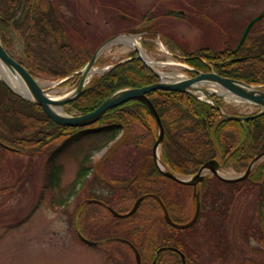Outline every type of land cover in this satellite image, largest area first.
Here are the masks:
<instances>
[{
    "label": "rangeland",
    "instance_id": "obj_1",
    "mask_svg": "<svg viewBox=\"0 0 264 264\" xmlns=\"http://www.w3.org/2000/svg\"><path fill=\"white\" fill-rule=\"evenodd\" d=\"M53 1L69 18L67 23L73 42L83 41L77 33L78 30H83L93 36V39H88V43L85 40L86 45L92 49L98 45V38L133 27L145 11L152 9L160 12L155 13L157 20H154L158 24L152 29L156 32L155 35H161V40L169 51L171 49L166 45L167 40L179 51L206 46L219 48L226 44L233 46L249 18L264 9V0ZM6 2L0 0V10L9 13ZM194 4L196 8L192 6ZM168 9H180L184 17L163 13ZM149 35L156 40L153 46L146 44L145 48L137 40L143 58L164 62L157 66L163 75H170L171 78L183 76L185 69L180 63L186 62L163 51L159 39L154 38V34ZM117 39L102 49L94 68H103L123 60L134 51V46ZM13 40L11 54L22 55L21 38L14 35ZM103 61L104 64H101ZM170 61L179 64H172ZM99 73H94L92 77ZM36 77L53 97L71 92L79 80V75H76L61 84L58 79ZM208 87L218 91L213 84ZM2 95L0 93V98ZM222 101L228 112L246 115L259 110L253 103L233 101L229 97H222ZM63 108L65 112L72 110L70 106ZM129 130L126 145L120 147L107 164L98 169V173L106 177L108 184L116 176H111L112 173L123 179L117 184L127 182L126 177L131 180L138 176L136 185L128 189L125 187L110 191L105 181L96 178L95 171L83 183L72 186L82 158L87 157L88 165L95 169L96 162L114 143L113 137L107 134L85 136L70 143V146L58 154L53 165V175H49L48 171V154L36 153L27 157L25 154L11 153L4 158L0 156V264H136L134 254L127 245L117 240L103 241L117 238L128 240L137 246L141 264H152V257L159 247L173 244V234L194 251L189 259L195 261V264H264V240L258 239L264 233V184L260 181L247 183L239 192L225 185L214 190L217 195L222 194L218 209H223L225 213V217H222L224 219L216 225L212 223L218 219L211 217L209 197L207 203L203 204L206 211L199 222L190 229L180 231H173L165 224L157 203L149 199L130 217H114L98 205H84L81 218L78 217L79 208H82L87 198L92 197L91 193L109 196L110 192H114L115 199L118 197L121 200L111 201L118 212L131 207L143 192L137 184L150 190L158 188L159 184L162 189L159 193L165 194L167 191L168 199L172 201L174 193L178 205L173 207L172 202L169 213L176 223H185L193 214L195 198L192 188L173 184V181L160 174H154L152 147L155 140L139 125L134 124ZM122 133L121 128L115 135L116 140ZM136 136L140 137L139 146L134 144ZM59 143L57 141L55 144ZM51 149L52 147L47 150ZM260 162L264 165V157ZM220 173L224 176H236L242 171L235 169L234 164L229 162ZM25 217L27 220H23ZM77 218L79 222L75 220ZM81 237L91 241L100 240L101 243L89 245L81 241ZM158 264L182 263L179 256L166 251L159 255Z\"/></svg>",
    "mask_w": 264,
    "mask_h": 264
},
{
    "label": "trees",
    "instance_id": "obj_2",
    "mask_svg": "<svg viewBox=\"0 0 264 264\" xmlns=\"http://www.w3.org/2000/svg\"><path fill=\"white\" fill-rule=\"evenodd\" d=\"M6 1L10 12L0 10V40L3 46L11 53L13 37L18 35L22 40V55L14 56L34 77L52 79L68 77L64 83L73 78L72 75L80 70L92 55L93 49L86 43L89 38L93 39V36L78 30V36L83 41L74 43L67 23L69 18L53 0ZM165 13L174 14V11ZM72 15L75 17L74 13ZM178 16L183 17L182 14ZM156 24L158 22L140 29L129 28L126 31L136 33L145 30L148 34L155 35L156 32L152 28ZM97 40L98 44L102 39ZM168 43L171 49H177L174 44L172 46L169 41ZM236 43L233 46L226 44L219 48L206 46L191 51L182 49V54L187 56L190 64L201 69L207 70L213 66L223 77L264 85V14L254 24L245 42L233 52ZM133 55L135 54L132 53L131 58L126 61L116 62L103 74L94 76L82 94L71 101L69 106L79 113H85L95 109L118 89L142 87L158 81L157 75L141 59ZM0 88L2 89L0 93L3 94L0 98V142L14 148L9 149L0 143V150H3L0 151V156L4 158L6 154L14 152L26 156L36 153L48 154L49 175H53V165L58 154L70 146V143L96 134H107L114 139L119 130L115 122L104 124L102 120L83 128L60 125L49 118L40 106L13 94L1 81ZM147 95L156 107L164 127L162 159L175 173L182 175L195 173L202 164L211 159H216L223 167L232 162L235 169L245 171L250 161L264 151V115L245 121L233 120L223 117L211 103L189 93L158 89ZM217 102L223 106L220 99H217ZM103 118H119L127 123L129 128L134 124L139 125L154 140L157 138L156 123L147 106L141 101L130 100L110 108ZM136 139L140 141L139 136L134 138ZM57 141H60L58 145L55 144ZM51 147L52 149L48 151L47 149ZM91 168L92 166L82 162L72 186L84 182ZM152 169L154 174H160L154 165ZM128 178L126 177L125 182L128 188L136 185L138 178L129 179L130 181ZM120 181H123L121 177L115 176L113 179L116 183ZM253 181H261L264 184L262 163L256 165L244 180L223 182L212 177L200 184L203 189V204L207 203L209 197L211 217L218 219L212 221L214 225L225 217L223 209H218L222 194L217 195L214 190L216 191L220 185H225L239 192L247 183L251 184ZM137 187L143 191L141 194L150 191L145 186L137 184ZM161 197L168 207L172 202L173 207L178 205L176 198L174 197L173 201L168 199L166 192L161 194ZM204 211L206 209L202 210L201 217ZM262 216L264 218V211ZM167 226L173 231H179ZM173 236V244L169 243L167 246L177 247L187 254L188 258L192 257L194 251L188 244L177 239L174 234ZM258 239L263 241L264 233ZM173 254L177 255L175 252ZM187 264H195V261L189 259Z\"/></svg>",
    "mask_w": 264,
    "mask_h": 264
},
{
    "label": "water",
    "instance_id": "obj_3",
    "mask_svg": "<svg viewBox=\"0 0 264 264\" xmlns=\"http://www.w3.org/2000/svg\"><path fill=\"white\" fill-rule=\"evenodd\" d=\"M261 17H262V14H259L255 17H253L248 22V24L246 25V27L244 28V30L240 36V39H239L236 47L234 48V51H236L243 44V42L245 41L246 36L249 33L251 27ZM118 36H120V35L113 36V37L106 39L103 43H101L97 47V49L95 50V52L93 53V55L91 56L89 61L86 63L85 67L80 71V79H79L77 86L70 93L64 95L63 97H61L59 99H55V98L49 96L47 93L48 89H44L40 85V83L36 80V78L33 77L22 64H20L18 61H16L13 57H11L8 54V52L3 47L1 41H0V64H2L5 68H7L13 75H18L22 79V81L25 83V85L29 89L32 97L28 98V97L22 95L21 93L13 90L9 86V84L1 76H0V78L15 94H17V95H19L25 99H28L30 101L35 102L36 104L41 106L43 111L51 119H53L55 122H57L61 125L70 126V127H78V126L81 127V126H85V125L94 123L95 121L100 119L108 109L115 107L119 104H122L124 102H127L129 100L138 99V100L143 101L146 104V106L149 108L151 114L153 115V117H154V119L158 125V130H159L158 139L155 142L154 147H153V156H154V159L156 162L158 161V153H157L158 145L163 140L164 130H163V125L161 123L160 117L157 113L155 106L149 100V98L146 96V94L151 92V91L161 89V90H170V91H177V92H189V93L198 92L200 95L202 94L205 97L209 98L212 101V103L217 108L220 109V106L217 105L215 103V101H213L211 98V95L217 94V92L212 91L211 89H209L207 87V85L213 84L217 88H221L225 92L234 93V94L240 96V98L244 101H249V102H252V103L257 104L260 107H262L261 111H259L258 113H255L253 115L231 116V115L224 114L225 117L230 118V119H236V120H247V119L254 118V117H257L259 115L264 114V91L255 88V86H253V85L246 84L243 81H239V80H236L233 78H228V77H222L214 71L200 72L196 76H191V77H186V78H181V79L169 80V79H162L161 78V80L158 82H155V83L149 84V85H145L142 87H132V88L120 89V90H117V91L113 92L112 94H110L99 106H97L95 109H93L89 112L79 114V115H66V114H64L61 110L62 107L67 102L75 100L84 91V86L88 80L89 72L94 67V63H95L100 51L107 44H109L112 40H114ZM137 51H138V57L140 59H142L148 66H150L148 64V62L141 56V54L139 53V50H137ZM198 86H202V87L199 88ZM105 121L106 122L114 121V122H117L119 125H121V127L123 129V135L111 147V149L106 153V155L103 157V160L107 159L113 153V151L128 136V127L120 119L113 118V119H107ZM263 156H264V152L257 155L251 161L247 170L243 174L235 176V177L221 176L218 173L219 163L216 160H210V161L206 162L205 164H203L201 166V168L199 169L198 173L195 174L191 178H180L177 175L168 171L167 169L161 168V170L167 177H169V178H171V179H173L179 183H183V184H190V185L194 184L195 185L198 181L203 179V172H205V171H210L213 174H216L223 181L231 182V181H238V180L246 178L247 175L249 174L251 168L253 167V165ZM195 195H196V199H197L195 214L189 222L183 223V224H178L170 218L169 213H168L167 209L165 208L163 202L161 201L159 196H157L156 194H146V195L140 196L136 200V202L134 203V206L131 208V210L125 214H119L111 208H109V210L115 216L127 217V216L132 215L137 210L140 202L145 197L152 196L155 199H157L159 201V203L162 205L163 211H164V219L166 220V222L169 225H171L172 227L179 228V229H185V228L192 226L197 221V219L199 217V213H200L199 198H198L197 193ZM117 240L124 242L131 247V249L133 250V252L135 254L137 264H140L141 263V257H140V254H139L137 248L132 243H130L129 241H127L125 239L118 238ZM84 241H86L87 243L92 244V245L97 244V242L90 241L87 239H84ZM181 257L183 260V264H186L185 256L183 254H181ZM153 264H156L155 260L153 261Z\"/></svg>",
    "mask_w": 264,
    "mask_h": 264
},
{
    "label": "flooded vegetation",
    "instance_id": "obj_4",
    "mask_svg": "<svg viewBox=\"0 0 264 264\" xmlns=\"http://www.w3.org/2000/svg\"><path fill=\"white\" fill-rule=\"evenodd\" d=\"M148 22H150L149 20H147ZM147 21L145 22H143L142 24H141V26H139L140 28L141 27H144V26H146L147 24ZM150 24V23H149ZM190 64V63H189ZM192 65V64H191ZM193 67H195V68H197V69H199V70H204V68H200V67H198V66H194V65H192ZM192 73H194V72H192ZM140 140V139H139ZM140 141H138V139H136V140H134V144L135 145H137V146H139V143ZM141 145V144H140ZM153 165H154V167L160 172V174H161V176L162 177H164V178H166L167 180H170L161 170H160V168H159V166H158V164L153 160ZM171 171H173V170H171ZM116 175L117 176V174L116 173H112L111 174V176H114V175ZM195 174V173H194ZM94 175L96 176V178L99 180V181H101V180H103V181H106L107 179H106V177H103L100 173H94ZM121 176V175H120ZM138 177V176H137ZM137 177L135 176V178L133 177V179L132 180H134V179H137ZM211 177H213V176H209L207 173L205 174V176L203 177V179L202 180H200V181H198L195 185L193 184V185H186L185 187H191L192 188V191H193V195L195 196V194L197 193V194H199V196H200V199H201V210H203L204 208H203V192H202V188L200 187V184H202V183H204V181L205 180H208L209 178H211ZM257 181H253V183H256ZM261 182V181H260ZM106 183V182H105ZM156 184H158L157 182H155ZM107 185H108V187H109V190L110 191H113V190H115V189H121V188H125V187H127V189H128V185L126 186L125 185V183H123V184H112V186L111 185H109L108 183H106ZM173 184H178V182H176V181H174L173 180ZM158 188H156V189H154L153 191L152 190H150V191H148V192H145V193H143V194H156V195H159L160 197H161V193H159V191H161L162 189L160 188V185L158 184ZM167 192V191H166ZM95 196H93V198H90V199H94V200H96V201H98V203H99V205L100 206H102L104 209H107L106 207H108V206H111L112 207V202H113V200H117L118 199V201H121L118 197H117V199H115V194H114V192H110V194H109V196H105V195H103V194H95V193H93ZM174 196H175V194L173 193V199H174ZM112 201V202H111ZM156 201V200H155ZM166 204V203H165ZM195 208H196V200H195ZM195 208H194V210H195Z\"/></svg>",
    "mask_w": 264,
    "mask_h": 264
},
{
    "label": "bare ground",
    "instance_id": "obj_5",
    "mask_svg": "<svg viewBox=\"0 0 264 264\" xmlns=\"http://www.w3.org/2000/svg\"><path fill=\"white\" fill-rule=\"evenodd\" d=\"M118 41L124 42L130 46H136L138 47L136 41L134 40L133 37L131 36H120L117 39ZM148 59V58H146ZM151 64L153 62H150ZM102 69L101 68H92L89 72L88 78H90L91 76H93L94 73L96 72H101ZM0 75L10 84V86L15 89L17 92L21 93L22 95L31 98L32 95L29 91V89L27 88V86L25 85V83L22 81V79L18 76V75H13L7 68H5L2 64H0ZM163 77H167L166 79L171 78V76L169 75H163ZM199 88H201L202 86H198ZM221 93H224V95L228 96L229 98H231L233 101H240V96L234 94V93H228L225 92L223 90H219ZM57 98V97H54ZM58 99V98H57Z\"/></svg>",
    "mask_w": 264,
    "mask_h": 264
}]
</instances>
